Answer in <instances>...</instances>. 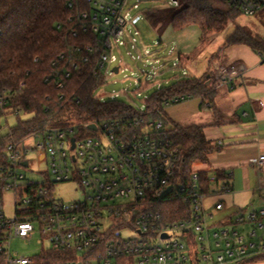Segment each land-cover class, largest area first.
Segmentation results:
<instances>
[{
	"label": "built area",
	"instance_id": "built-area-1",
	"mask_svg": "<svg viewBox=\"0 0 264 264\" xmlns=\"http://www.w3.org/2000/svg\"><path fill=\"white\" fill-rule=\"evenodd\" d=\"M130 1L86 0L82 8L79 0H69L75 8L69 37L83 36L85 42L69 44L45 82L63 89L84 65L101 81L99 89L111 75L121 73L123 60L115 49L126 47L128 39L137 49L140 36L136 31L132 37L127 28L136 21L126 11ZM178 6L179 0L168 1L167 7ZM222 6L244 16H264V0H222ZM256 53L264 63V49ZM116 63L120 65L112 67ZM246 73L244 64L234 63L217 76L215 87ZM25 87L22 81L19 88ZM187 100L182 97L176 104ZM8 104V98L0 96V119L7 118ZM145 110L143 105L135 115L80 123L56 124L50 119L24 141L14 139L11 129L0 137V264H44L50 259L48 252L66 257L49 264H127L124 258L131 260L128 264H240L264 253V208L239 209L228 218L210 221L213 214L206 201L230 192L228 181L216 191L212 188L221 180L216 173L207 179L201 175L204 169L194 167L185 175L181 148L164 122L147 120ZM31 153L47 165L39 171L42 181L26 175ZM253 165L264 170V155ZM67 182L79 185L81 198H56V187ZM224 208L220 200L214 205L217 212ZM124 232L136 236L126 238ZM36 234L37 255L12 250L14 239L31 242Z\"/></svg>",
	"mask_w": 264,
	"mask_h": 264
},
{
	"label": "trees",
	"instance_id": "trees-1",
	"mask_svg": "<svg viewBox=\"0 0 264 264\" xmlns=\"http://www.w3.org/2000/svg\"><path fill=\"white\" fill-rule=\"evenodd\" d=\"M85 1L79 0L82 8L86 7ZM214 4L222 5V0H179L178 7L147 12L146 19L154 27L166 23L174 28L197 24L207 36L223 30L236 15L215 8ZM74 14L75 8L69 6V0H0V96L8 98L6 113L17 116L11 128L16 140L24 141L50 119L56 124H65L136 114V108L124 101L97 100L94 94L101 81L89 75L88 66L83 65L75 71L63 89L53 82H45L52 73L53 62L67 51L68 45L85 42L83 36L80 40L69 37ZM233 44H243L254 51L264 49V39L242 27H237L229 37L228 45ZM211 80V75L183 78L156 89L145 101L147 120H162L166 128L172 125L167 132L181 148L182 170L187 176L197 163L210 164V155L219 151L221 145L208 140L200 126H182L174 122L168 117L165 104L175 105L182 97L201 99V108L215 111L216 88ZM22 81L26 82V87L20 89ZM20 114L31 117L22 119ZM216 174L220 179L229 178L224 172ZM201 175L208 179L210 173L205 170ZM177 206L171 205L172 208ZM46 254L50 259L44 264L66 260L64 255ZM248 260L263 261L264 253ZM130 261L123 259L127 264Z\"/></svg>",
	"mask_w": 264,
	"mask_h": 264
},
{
	"label": "rangeland",
	"instance_id": "rangeland-1",
	"mask_svg": "<svg viewBox=\"0 0 264 264\" xmlns=\"http://www.w3.org/2000/svg\"><path fill=\"white\" fill-rule=\"evenodd\" d=\"M169 0H131L126 8L132 16L136 17L133 24L128 25L131 29L130 35L133 37L136 31H139L137 49L131 48V40L128 39L126 47L115 49V54L123 60L122 72L111 75L107 82L95 91V96L101 97L107 101L112 97L131 104L133 107L141 108L145 105V100L152 95L158 86H169L183 78L204 77L205 75H214L220 65L222 49L228 45L229 37L235 32L237 27L246 28L251 31L252 35L264 39V16H244L236 13L233 19L229 20L225 28L218 32H213L207 36L202 29L193 23L186 24L180 28H174L166 23L152 26L146 19V13L161 8H167ZM137 3L138 9L133 6ZM215 8L226 9L220 4H214ZM174 50V54L171 51ZM145 51H148L149 56ZM133 56L135 57L133 59ZM139 57V58H138ZM181 58V59H180ZM179 67H174L176 63ZM119 63L113 64L112 67L119 66ZM157 71L156 76L154 72ZM201 73V74H199ZM150 75L147 81V75ZM22 119H28L31 115L20 114ZM17 116L10 114L7 118L0 119V137L8 135L10 129L15 126ZM172 125H167L171 128ZM216 154V152H214ZM30 163L29 171L26 175L30 180L42 181L43 176L39 171L45 170L47 165L38 161V155L31 153L27 156ZM206 164L199 163L194 167L196 169L204 168ZM33 171V172H32ZM248 175L255 192L234 194L221 192L218 195L207 199L206 207L213 214L212 222H217L235 214L239 209L264 208V187L262 173L256 168H251ZM241 170L235 172L232 179H221L214 184L213 190L220 191L223 184L227 181L234 182L240 178ZM213 174V173H211ZM264 174V173H263ZM237 191V183H236ZM56 198L71 202L79 199L83 195V190L75 182L61 183L55 190ZM223 201L225 208L221 212L214 209L218 201ZM8 202V201H7ZM8 215H13V211L6 210ZM124 237L132 238L136 234L133 232H124ZM40 238L36 234L31 242L14 239L12 250L27 256L37 255L40 246L36 244Z\"/></svg>",
	"mask_w": 264,
	"mask_h": 264
},
{
	"label": "crops",
	"instance_id": "crops-1",
	"mask_svg": "<svg viewBox=\"0 0 264 264\" xmlns=\"http://www.w3.org/2000/svg\"><path fill=\"white\" fill-rule=\"evenodd\" d=\"M234 63L244 64L247 73L215 87V111L201 108V99H189L167 107L166 113L182 126L202 127L208 140L221 143V149L210 155V164L202 169L210 174L224 172L228 179L234 178L235 172L241 170L238 181H228L230 192L227 193L247 194L255 192L248 177L251 168L255 169L253 163L264 155V63L250 47L229 45L222 49L220 65L211 75L214 86L222 70ZM260 172L264 173V170ZM247 260L240 264H264V260Z\"/></svg>",
	"mask_w": 264,
	"mask_h": 264
},
{
	"label": "water",
	"instance_id": "water-1",
	"mask_svg": "<svg viewBox=\"0 0 264 264\" xmlns=\"http://www.w3.org/2000/svg\"><path fill=\"white\" fill-rule=\"evenodd\" d=\"M116 71H117V68H116ZM91 128L95 129V126L92 125ZM72 142L74 143L75 142V139H73ZM73 147H74V145H73ZM164 237H166V236H164Z\"/></svg>",
	"mask_w": 264,
	"mask_h": 264
}]
</instances>
